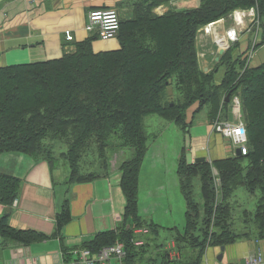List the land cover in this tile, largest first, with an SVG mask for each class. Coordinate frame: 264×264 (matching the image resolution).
Instances as JSON below:
<instances>
[{
    "label": "trees",
    "instance_id": "16d2710c",
    "mask_svg": "<svg viewBox=\"0 0 264 264\" xmlns=\"http://www.w3.org/2000/svg\"><path fill=\"white\" fill-rule=\"evenodd\" d=\"M171 1L134 0L131 16L120 20L118 50L94 52L92 43L99 35L93 33L77 43L73 52L60 58L0 67V153L24 152L46 161L51 172L66 163L69 167L66 183L70 185L92 181L109 172L83 171L89 151H97L105 160L112 144L133 149L132 157L119 166L125 196L122 227L119 231L100 232L82 245L95 253L120 241L127 254L122 264H141L148 250V241L142 240L137 230L159 228L154 223L145 225L139 215V176L148 140L143 117L156 113L186 131L191 125L187 122V109L194 103H198L194 114L207 107L210 122L219 113L228 116L229 92L230 98L239 95L241 99L248 152L219 158L213 163L189 164L183 148L178 173L186 202V223L175 237L178 249L183 250L178 261L170 263L168 251H164L160 262L144 264H201L207 247L234 243L242 234L233 228L230 198L239 186L261 194L251 218L257 232L255 237L264 238V63L251 67L246 65L242 54L233 58L231 50L236 42L213 69L205 72L196 44L201 27L236 9L257 7L264 27V0H200L195 7L170 6L162 15L155 13L156 7ZM262 45L264 28L257 47ZM219 65L225 66L224 77L215 83L214 73ZM173 77L181 99L165 100L163 93ZM55 151L63 152L58 157ZM196 177L201 181L202 204L195 197ZM215 178L219 179V185ZM21 184V179L2 174L0 202L11 206ZM9 215L7 212L0 219L3 241L30 245L49 237L31 229L12 227ZM71 219L70 200L65 198L56 213L50 237L64 240L62 232ZM129 219L134 223L132 228L126 227ZM185 248L197 250L194 261L184 259Z\"/></svg>",
    "mask_w": 264,
    "mask_h": 264
},
{
    "label": "crops",
    "instance_id": "0c3cea01",
    "mask_svg": "<svg viewBox=\"0 0 264 264\" xmlns=\"http://www.w3.org/2000/svg\"><path fill=\"white\" fill-rule=\"evenodd\" d=\"M131 1L0 0V67L60 58L64 54L73 52L77 43L92 35L86 29L88 15L92 9L116 8L121 17L128 18L132 13ZM173 2L179 9L200 4V0H173ZM165 5L160 8H164ZM233 23L234 21L228 17L214 25L213 29L223 34ZM68 31L73 35L70 41L66 39ZM209 38L216 44L212 35L201 34L199 39L201 51H205L206 54L200 60L203 69L212 68L211 60L217 58L215 54L218 52V46L216 51L208 47ZM92 48L96 53L118 50L120 42L117 37L97 38L93 40ZM191 120V125L186 130V142L188 137L193 143L194 160L198 158L200 150L207 151L206 156L211 160L230 155L228 146L224 143L227 139L213 131L208 116L196 118L193 112ZM187 121H189L188 115ZM231 148L235 152L233 146ZM58 170V174L55 169L51 172L46 161L37 160L24 152L0 153V177L2 174H7L22 180L18 197L13 204L8 206L0 202V219L9 212L8 221L12 227L31 229L49 236L30 245L13 240L6 242L0 236V264H62L67 258L68 261L73 259L71 253L73 249L83 248L82 245L90 242L96 234L108 230L119 231L118 229L122 227L125 197L120 184L119 167L118 171H109L92 181L70 185L66 183L69 173L63 166ZM140 180L141 175L139 184ZM168 189L175 191V194L177 192L179 196L176 182H171ZM152 190L156 195L155 188L152 187ZM65 198L70 200L72 219L64 227L62 232L64 240H61L60 237H50V235L55 229L56 213ZM180 212L181 217L185 216L186 203L180 197L179 205L170 204L169 211L160 210L159 202H155L150 212L154 215L149 223L157 224L159 228L158 231L149 227L143 228L142 239L149 243L147 249L157 246V251H161L155 240L162 228H169L176 232V235L184 230L185 224L182 226L180 222ZM234 229L242 236L234 243L225 246L223 258L218 259L222 252L220 246H210L206 249L201 264H243V261L255 254L258 248L264 256V238L255 237L257 232L253 222L251 225L241 224L239 227L236 225ZM172 246L179 254L183 250L178 249L175 238H172L170 243V249L173 250ZM118 263L121 264L117 258H112L108 264Z\"/></svg>",
    "mask_w": 264,
    "mask_h": 264
},
{
    "label": "rangeland",
    "instance_id": "374dc122",
    "mask_svg": "<svg viewBox=\"0 0 264 264\" xmlns=\"http://www.w3.org/2000/svg\"><path fill=\"white\" fill-rule=\"evenodd\" d=\"M133 2L134 0L131 1V6H133ZM175 5L176 4L174 2L173 3L170 2V4L169 5L166 4L164 8H158L160 6L159 5L158 7H156V10L154 11L155 13L162 15L164 14V12L168 11V8H170V6L176 7ZM157 8L159 10H157ZM183 9H187V8H183ZM261 33L262 30L258 31L257 33L255 29H253L250 34H248L247 32L241 33L239 38V43L233 46L231 50L233 58H236L242 54V57H247L248 64L251 67L259 66L263 64L264 45L255 48L252 54L250 55V52L252 50V44L255 40L260 39ZM248 43H249V47H248ZM208 47H212V49L216 51V45L212 43V40H210V38L208 40ZM247 54L250 56H247ZM210 65L212 68H214L217 64L216 62H214V60H211ZM224 72H225V66L219 65L217 71L214 73L215 83H220L222 81L224 77ZM163 95L165 100L167 98L175 99V100L181 99V94L177 89L176 80L174 77L171 80V84L165 89ZM197 107H198V103H194L187 109V115L189 117V121H187L188 123L192 122L191 120L192 113L196 110ZM206 112H207V107L205 106L202 110L195 113L196 118L203 116L206 117L207 116ZM143 127L145 132L148 134V140H147V153L141 166V174H140L141 180L138 187V208L140 209L139 215L141 217L142 222L147 223L150 222L149 220L154 215V214L151 215L150 212H152V208L154 207L156 201L159 202L160 210L166 209L169 211L170 204H174V206L179 205V197L185 200L180 191L181 190L179 187L180 178L178 173L179 157L180 154L182 153L183 148L185 150L186 161L189 164H193L196 161L193 158V154L195 153L192 152V150L194 151L193 143L190 140H188V137L186 142L185 128L181 127L176 122L168 120L160 116L159 114L149 113L143 117ZM226 139L227 141H224V143L225 146H228V150L230 153V155L227 157H230L236 154V152L232 151L231 146H233V144L231 140L229 138ZM112 145H113L112 148L111 149L109 148V150L107 151V156L105 160L104 159L102 160L99 157V153L97 151H89L87 153V157L84 160L85 163H87V166L83 168V171L87 173L94 172L97 174L98 173L102 174L107 170L110 172L118 171V167L120 166V164L123 161L132 157L133 149L130 146L120 147L117 143ZM61 152L63 151H55L56 156H58L59 153ZM207 154H208L207 151L200 150L198 153V157H205ZM214 160L209 159L207 162L213 163ZM246 165L247 163L245 162L244 166ZM62 166L69 173L68 164L63 163V165H61L60 167L62 168ZM60 167L59 165H57L55 169L57 170L56 174L59 173L58 168ZM213 174L215 177L217 176V171L214 168H213ZM156 179L159 180L156 181ZM153 180H155L156 182H153ZM215 180L217 185H219L220 184L219 179L215 178ZM173 181L176 182L179 196H177V192L175 194V191L173 192L171 189H168V187L171 186V182ZM152 187L155 188L156 195L153 192ZM194 191L197 201L200 204H202L200 177H196L194 180ZM260 195L261 194L259 191H256V193L249 192V190L245 186H239L237 188V190L230 198V203L232 204L233 207V217H232L233 228H235L236 225L237 227H239V225L241 224H249V225L252 224L253 220L251 218V212L253 213L255 211ZM179 214L181 221L179 219L178 220L181 222L182 226H184L186 222V214L185 216L182 215V217H181V212ZM235 231L238 232V230ZM139 234L142 239V236H144L143 232ZM146 235L152 236L149 234ZM175 237H176V232L169 230V228H162L160 230V234L158 238L155 240V243L159 245V249H161V251H157V246H153V249L149 248L144 255V259L141 261V264H144L146 261L156 262V260H158L160 262L163 257L162 253H164V251H168L170 263H172L173 261H178L179 260L178 257L180 256L179 252L177 250H174V246H172L173 250L170 249L171 240L172 238ZM136 243L140 244V241H137ZM196 252L197 250L195 249L185 248L184 259L188 262L194 261ZM126 255L127 254L124 255V258H122L123 261Z\"/></svg>",
    "mask_w": 264,
    "mask_h": 264
},
{
    "label": "built area",
    "instance_id": "2783aa9c",
    "mask_svg": "<svg viewBox=\"0 0 264 264\" xmlns=\"http://www.w3.org/2000/svg\"><path fill=\"white\" fill-rule=\"evenodd\" d=\"M235 19L236 25L228 29L224 34H216L214 41L221 45L228 46L230 42H235L239 38V32L246 30L251 32L254 28L259 31L261 20L258 11L255 7L250 9H238L232 14ZM249 18V25L242 23L245 18ZM86 29L89 32L98 33L102 39H109L116 37L120 30V16L116 8H95L89 12L88 22ZM205 33H213L212 24H208L204 27ZM66 38L68 40L73 39L71 33L66 32ZM254 44L252 45L253 52ZM204 54H201L203 56ZM212 129L216 133L221 134L223 137L229 138L233 143L234 148H240L242 154H247V142L248 134L245 123L241 118V102L238 96H235L232 100V117L230 119H222L220 116L213 122ZM73 259L71 261H64L62 264H108L112 258L122 260L126 254L124 245L122 242L117 241L113 245L104 246L97 252H91L88 248H77L71 251ZM264 257L259 248L257 252L248 257L246 264H263Z\"/></svg>",
    "mask_w": 264,
    "mask_h": 264
},
{
    "label": "water",
    "instance_id": "95a60500",
    "mask_svg": "<svg viewBox=\"0 0 264 264\" xmlns=\"http://www.w3.org/2000/svg\"><path fill=\"white\" fill-rule=\"evenodd\" d=\"M224 48H220L219 49V56H218V59L220 58V56L224 53ZM205 71H207V70H205ZM230 95H231V92H229L227 95H226V101L228 102L229 101V99H230ZM236 155L237 156H240L241 155V150L240 149H237L236 150ZM206 159H205V157H198L195 161H205ZM134 226V223H133V221L131 220V219H129L128 221H127V228H132ZM225 250V246H221V253H220V255L218 256V259L219 260H221L222 258H223V251ZM245 262L246 261H243V264H245Z\"/></svg>",
    "mask_w": 264,
    "mask_h": 264
},
{
    "label": "bare ground",
    "instance_id": "6f19581e",
    "mask_svg": "<svg viewBox=\"0 0 264 264\" xmlns=\"http://www.w3.org/2000/svg\"><path fill=\"white\" fill-rule=\"evenodd\" d=\"M159 180V179H158ZM152 185V184H151ZM170 203V202H169ZM137 217V216H136ZM220 238V237H219ZM221 240V239H220ZM115 244V243H114Z\"/></svg>",
    "mask_w": 264,
    "mask_h": 264
}]
</instances>
